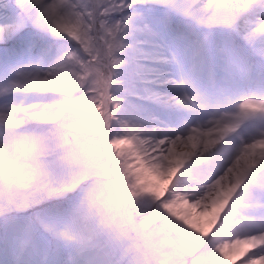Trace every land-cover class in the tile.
I'll return each instance as SVG.
<instances>
[{"label": "snow or ice", "instance_id": "snow-or-ice-1", "mask_svg": "<svg viewBox=\"0 0 264 264\" xmlns=\"http://www.w3.org/2000/svg\"><path fill=\"white\" fill-rule=\"evenodd\" d=\"M0 264H264V0H0Z\"/></svg>", "mask_w": 264, "mask_h": 264}]
</instances>
